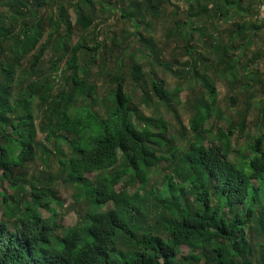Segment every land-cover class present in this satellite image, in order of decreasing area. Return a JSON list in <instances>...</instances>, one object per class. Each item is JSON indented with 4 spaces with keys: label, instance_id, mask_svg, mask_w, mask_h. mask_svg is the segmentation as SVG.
Returning <instances> with one entry per match:
<instances>
[{
    "label": "trees",
    "instance_id": "16d2710c",
    "mask_svg": "<svg viewBox=\"0 0 264 264\" xmlns=\"http://www.w3.org/2000/svg\"><path fill=\"white\" fill-rule=\"evenodd\" d=\"M124 1L0 0V181L12 189L0 190V264H264V132L245 129L251 110L264 127V19L224 32L217 19L229 6L249 10L241 0H183L202 25L186 17L162 27L186 42L170 55L168 41L141 34L169 0ZM112 7L119 38L98 39L108 28L97 11ZM160 71L175 77L172 88ZM214 79L238 105L226 127L212 116L223 114ZM236 132L246 135L237 147ZM46 143L61 156L59 170L35 176L37 149L47 166L53 160ZM55 178L83 206L67 226L39 212L61 204Z\"/></svg>",
    "mask_w": 264,
    "mask_h": 264
},
{
    "label": "rangeland",
    "instance_id": "374dc122",
    "mask_svg": "<svg viewBox=\"0 0 264 264\" xmlns=\"http://www.w3.org/2000/svg\"><path fill=\"white\" fill-rule=\"evenodd\" d=\"M75 1V0H72ZM94 5H98L99 0H92ZM130 0H125L123 2V5L125 6V8H127V5L129 3ZM140 2V0H138ZM254 1V2H253ZM170 5H168L169 8H165L162 10V12H160L159 14L156 15V17L152 18L150 16H148L149 19H151V24L150 25H144L142 24L141 26V34L144 37H148L151 38L152 40L156 41V44H161V39H163L164 41H168L169 42V46L167 47L166 51H168V53L170 55H175V54H180L182 52V48H181V44L186 43L185 41L182 42L180 39H178L177 37V41L175 42V40L172 38V34L173 33H169V31H167L166 29L163 31L162 27H166L169 26V24L172 23L173 18L178 20L179 22L183 23L184 20L186 19V17L189 18H193L192 20L194 21V26H201L202 25V21L199 18L195 17V12L197 11V7H193L191 9H187L186 10V3L183 0H169ZM242 2V6L245 7H249V10L247 11H243V13H239L237 14L235 12V7L233 6H229L228 7V12L226 13L225 16H222L221 18L217 19L216 24H218V27L220 28V30H223L224 32L227 31L229 28H234V23L236 22L237 24L244 22L245 20L248 19H254V16H259V18L264 19V3L260 4L259 7L258 5H256V1L255 0H241ZM167 4V3H166ZM99 5H103V7H105L107 9L108 5L106 2H103V4H99ZM177 7L174 11V14L171 15L170 13V7ZM244 8V7H243ZM136 9V7H133L132 9H130L131 11ZM245 9V8H244ZM258 9V11H257ZM110 12V13H109ZM109 12H102V11H97V19L98 20L99 25H102V30L105 31V29L108 28V30L104 33H101L100 35H98V39H100L102 37V35H105L108 38H111L112 33L114 34V37L119 38L118 33H120L119 29L122 28V20H118V16H119V10L115 9V8H111V10H109ZM255 13V14H254ZM69 14H70V18L71 21L73 23L74 21V14L71 10H69ZM148 20V19H146ZM97 26V25H96ZM97 26V27H98ZM101 27V26H99ZM131 29H133L132 27H130ZM86 36H84L85 38ZM197 37H198V31H195L192 35V38L190 39V42H197ZM76 38V36L74 37ZM115 38V39H116ZM204 38H206L204 36ZM79 39H76V41ZM83 40V39H82ZM128 40L130 42H132L133 44H139V42L137 41V39L134 36H129ZM75 42V41H74ZM87 44H91L89 39H87L86 41ZM238 51H236L237 53ZM253 52V50H249V52L247 53L248 56L251 55V53ZM170 56L168 54L165 55L164 59H169ZM53 59V57L51 56V53L46 51L44 54V57L41 61V66L44 69H47V66L50 63V60ZM187 57L185 55L180 57V60H186ZM44 63V64H43ZM263 63L262 62H258V67L261 69V65ZM210 74V73H209ZM159 76H163L167 82V86L168 88H172L175 85V77L173 75H171L170 73H168L167 71H160L158 72ZM215 81V85L217 88V92H218V106L219 108L222 110L223 114L221 117H217L215 114H213V118H215V121L217 124H219L220 126H224L226 127L230 122H235V120H237L238 118V105L234 104L230 101V96H231V91L227 90L226 88V84L223 81H219L217 79H214ZM186 88V87H185ZM188 90H183L182 92L179 93V98L181 100V102H183V100L185 99L186 96V92ZM262 96L264 97V90L262 91ZM34 104H38V100L37 97L34 98ZM138 110L142 113V114H146L148 115L149 113H151L150 108L148 107H144L143 105H139L137 106ZM178 112L180 114V120L181 123L184 126H187V119L189 117V111L188 108L185 105H182V103L178 106ZM35 116V122L36 124L39 121L38 115L36 112H34L33 117ZM133 116V115H132ZM255 117H256V111L251 110L248 114V117L246 119V130H250L251 133H262L264 132V127H260L259 129H257L256 124H257V120L255 122ZM166 119H172L169 116L165 117ZM250 120V121H249ZM254 122V124H253ZM171 123H174V120H171ZM210 124V123H209ZM208 125V124H207ZM258 131V132H257ZM37 136L42 139L43 138V134L40 133V131H38ZM37 137V138H38ZM246 138V135L244 132L242 133H235L231 136V144L235 147L241 145L244 143ZM53 143H46L47 148L51 149L53 152V160L51 161V163L49 164V166H47L46 162H43L40 158H43L45 155L41 152L40 149L36 150V159L34 160V162H32L31 167H30V171L35 173V176H37V171L40 170L43 174L50 172L53 173V175L57 174V171L59 170V163H58V157H61L59 152L56 150V148H54ZM57 148L62 149V150H66V145L64 143H60ZM162 166H164L162 164ZM88 177L92 178V173H87L86 174ZM54 189H55V193L56 196L59 198V201L61 202V204H58V202H53L50 203L49 206L53 208V210H47L43 207L39 208V212L43 217H47L49 216L51 213H55V220L59 223H62L64 226L73 224L77 218V211L79 210V212H81L83 210V206L80 204H77L74 202L73 200V189L72 187L65 182H62L61 179L59 178H55L54 179ZM123 184V183H122ZM121 183H119L116 188H120ZM50 185V184H49ZM51 186V185H50ZM52 187V186H51ZM1 189H5L6 191H9L11 193V188L6 184V182H1L0 181V190ZM131 189V188H130ZM1 212V211H0Z\"/></svg>",
    "mask_w": 264,
    "mask_h": 264
},
{
    "label": "clouds",
    "instance_id": "9594fccd",
    "mask_svg": "<svg viewBox=\"0 0 264 264\" xmlns=\"http://www.w3.org/2000/svg\"><path fill=\"white\" fill-rule=\"evenodd\" d=\"M92 174H93V172H92Z\"/></svg>",
    "mask_w": 264,
    "mask_h": 264
}]
</instances>
